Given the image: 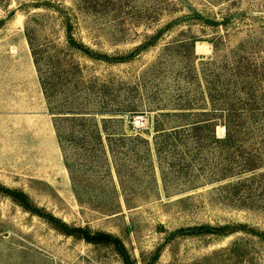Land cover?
Instances as JSON below:
<instances>
[{
  "label": "rangeland",
  "instance_id": "obj_1",
  "mask_svg": "<svg viewBox=\"0 0 264 264\" xmlns=\"http://www.w3.org/2000/svg\"><path fill=\"white\" fill-rule=\"evenodd\" d=\"M0 21V187L136 264H264V0H0ZM205 225L234 232L172 235ZM0 264L122 263L0 192Z\"/></svg>",
  "mask_w": 264,
  "mask_h": 264
},
{
  "label": "trees",
  "instance_id": "obj_2",
  "mask_svg": "<svg viewBox=\"0 0 264 264\" xmlns=\"http://www.w3.org/2000/svg\"><path fill=\"white\" fill-rule=\"evenodd\" d=\"M1 23H3V21H0V24ZM66 34H67L66 35L67 45L69 47L87 56L93 55L91 50H89L82 44L75 42L69 31V27H67ZM33 56L35 58V53H33ZM34 63L38 67L36 59L34 60ZM41 85L43 87L47 99L49 100L50 96L48 95L46 84H44L43 80H41ZM51 111L52 114H60V115L84 114V113H74L73 111H71V109H66V110L64 109L62 111L61 110L57 111V109H51ZM71 118H84V117H71ZM224 128L226 131V138L224 140L214 139L216 142L228 143V141L232 139V132L230 131L229 126L225 124ZM57 139L59 141L60 146L62 147V135L60 134L58 129H57ZM98 140L99 141L101 140L100 137H98ZM65 166L67 167V169H70L66 159H65ZM255 169H256L255 167H252L249 170L253 171ZM0 192L5 194L10 199H12V201L17 203L24 211L44 219L48 224H50L56 231H58L62 235L82 240L87 244L109 247L115 253V255L120 259L122 264H136L135 260L131 257L130 253L128 252V250L126 249L125 245L123 244L120 238L105 232H91L87 228L71 227L66 223L62 222L60 219L54 217L53 215L45 213L40 209L31 205L28 196L21 191L0 187ZM233 232L234 229H229L228 227H211L205 225V226L181 228L176 230L172 235L173 236H199V235L227 236L232 234ZM159 257H160V250L157 249L151 255V260L147 264H155L158 261Z\"/></svg>",
  "mask_w": 264,
  "mask_h": 264
}]
</instances>
